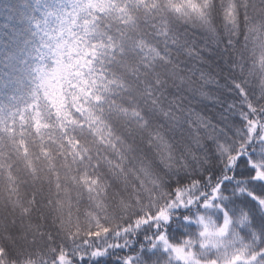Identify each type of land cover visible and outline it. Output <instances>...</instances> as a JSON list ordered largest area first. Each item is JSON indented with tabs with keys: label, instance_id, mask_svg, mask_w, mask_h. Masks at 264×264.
Instances as JSON below:
<instances>
[{
	"label": "snow or ice",
	"instance_id": "snow-or-ice-1",
	"mask_svg": "<svg viewBox=\"0 0 264 264\" xmlns=\"http://www.w3.org/2000/svg\"><path fill=\"white\" fill-rule=\"evenodd\" d=\"M55 2L0 81V264H264V0Z\"/></svg>",
	"mask_w": 264,
	"mask_h": 264
},
{
	"label": "trees",
	"instance_id": "trees-1",
	"mask_svg": "<svg viewBox=\"0 0 264 264\" xmlns=\"http://www.w3.org/2000/svg\"><path fill=\"white\" fill-rule=\"evenodd\" d=\"M55 0H0V81L5 97L26 98L39 62L45 14Z\"/></svg>",
	"mask_w": 264,
	"mask_h": 264
}]
</instances>
